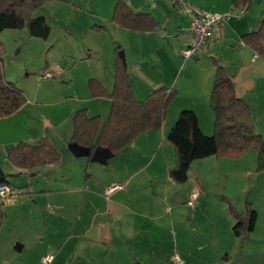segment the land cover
<instances>
[{
    "label": "crops",
    "instance_id": "0c3cea01",
    "mask_svg": "<svg viewBox=\"0 0 264 264\" xmlns=\"http://www.w3.org/2000/svg\"><path fill=\"white\" fill-rule=\"evenodd\" d=\"M188 1L195 8L230 13L221 31L224 40L210 42L202 53L208 51L213 55L216 47L226 46L222 42L230 43L233 54L251 57L249 64L242 58L230 57L232 68L237 70L232 73L215 55L214 64L201 65L199 54L184 59L182 51L189 39L186 32L189 15L176 7L173 0H125L132 13H147L157 21L159 28L154 30H131L115 22L119 0H92L91 4L78 5L91 20L87 30L93 32L91 36L96 43L84 48L89 55L85 69L77 61L73 65L64 62L68 68L55 65L62 74L68 69L67 79L73 88L65 95L58 92L57 98H70L77 104L60 110L58 117L54 116L56 120L45 117L42 123L45 132L27 134L4 144L9 151L19 141L35 144L41 137H47L59 150L61 159L35 170L12 165L11 171L16 174H10L9 186L13 192L3 201L0 196L5 223L12 226L17 222L16 229L20 230L23 219L28 216L34 240H31L32 253L27 256L0 252V264H42L46 253L54 256L49 264L136 261L175 264V256L182 264H264V191L258 201L249 196L246 167L250 163V150L237 158L212 155L196 159L191 164L188 180L177 183L170 171L177 165L178 154L167 138L183 109L196 111L204 133H214L215 115L210 107V95L216 75L215 62L234 76L237 93L246 101L237 80L238 73L244 72L242 76L247 79L240 82L251 88L260 78L257 73L264 70V63L241 37L258 29L264 0H250L247 8L245 4L237 5L235 0ZM93 25L99 29L93 30ZM98 46L107 53L104 63L91 59ZM118 47L125 51L127 70L138 100L147 99L159 87L177 89L178 94L169 104L161 128L140 134L108 163L102 164L86 156L76 157L70 151L74 132L70 121L82 108L90 116L102 117V110L91 107L97 100H103L104 108L111 109L110 97L92 95L89 80L94 78L109 92L113 90ZM83 100L88 105L81 106ZM25 106L6 119L20 116ZM17 174V179H11ZM14 180L17 181L14 183ZM114 185L117 187L108 191ZM194 191L197 194L191 205L188 201ZM248 203L257 211L255 227L247 236H237L233 228L237 219L231 206L242 213ZM23 239L24 244L17 242L21 250L15 249L16 245L15 250L21 252L28 246L30 238Z\"/></svg>",
    "mask_w": 264,
    "mask_h": 264
},
{
    "label": "trees",
    "instance_id": "16d2710c",
    "mask_svg": "<svg viewBox=\"0 0 264 264\" xmlns=\"http://www.w3.org/2000/svg\"><path fill=\"white\" fill-rule=\"evenodd\" d=\"M245 4L250 0H235ZM44 0H0V34L7 28L28 27L32 36L48 38L51 26L44 15L35 12ZM114 20L125 28L136 30L158 29L157 21L147 13H132L119 0ZM245 45L264 59V10L259 27L241 37ZM117 48L115 85L109 92L98 80H89V89L94 97L107 96L112 100L107 120L102 123L99 115L90 116L86 108L77 110L73 116L72 141L90 147H108L114 154L135 140L140 134L161 128L167 116L171 101L177 96V89L156 88L147 99L136 98L127 65H124ZM4 46L0 42V118L17 113L27 102V96L17 84L7 79L4 69ZM216 75L210 95V107L214 112V133L207 135L202 130L199 118L193 109H183L168 133V140L178 154L177 165L170 175L177 183H185L194 160L216 155L237 158L254 149L258 155L259 171L264 170V137L257 132L252 109L237 93L234 76L215 62ZM8 159L17 167L35 170L43 165L58 162L61 154L51 140L41 137L37 143L19 141L8 151ZM91 159V156H88ZM9 174L0 165V184H9ZM235 216L234 232L247 236L255 227L257 211L250 203L244 212L231 206ZM5 216L0 204V218ZM131 264H144L136 261Z\"/></svg>",
    "mask_w": 264,
    "mask_h": 264
},
{
    "label": "rangeland",
    "instance_id": "374dc122",
    "mask_svg": "<svg viewBox=\"0 0 264 264\" xmlns=\"http://www.w3.org/2000/svg\"><path fill=\"white\" fill-rule=\"evenodd\" d=\"M87 3L91 4L92 0H44L42 5L37 8L35 14L44 15L51 26V33L46 39L32 36L27 26L21 29L7 28L0 34V42L5 50L3 58L6 77L15 82L24 91L28 99L20 116L13 119L0 118V165L9 175L15 172L11 171L13 163L7 157L9 147L6 148L7 146H4V144L19 140V138L27 134L45 132L42 129L45 117L56 120L57 118H54V116L58 117L60 110L65 111L70 105L77 104L76 101L70 98H62L63 100L57 98L58 92L65 95L70 93L73 88L67 79V75H69L68 69H65L64 74H62L55 65L68 68L67 65H63L64 62L73 65L77 61L76 63L81 64L82 69H85L84 64L88 60L89 55L88 49L84 48L88 44L96 43L93 36H91L93 32L87 30V24L91 20L88 14L78 7V5L85 6ZM91 28L95 31L99 29L97 25H93ZM95 37L97 41H100L96 35ZM223 40L224 38L221 39V41ZM222 45L226 46L216 47L213 55H210L208 51L203 53L200 51L199 55L202 60V64H200L203 65V63L207 62L208 64H214L212 61L215 55L220 61L225 63L229 72L236 73L237 70L232 68L233 64H230V57H233L234 60L242 58L246 65L250 63L251 57L249 55H235L232 49L229 48L230 43L222 42ZM98 48L92 53L91 59L104 63L108 58L107 53L100 46ZM259 71L260 73H257L258 76L260 78L264 77V70L260 69ZM47 72L52 75L50 77L47 76ZM238 74L237 80L242 87L241 91L246 94V101H248L252 109L255 128L264 137V78H259L260 80L258 79L254 86L248 88L246 84H241L240 82V80H245L246 78L242 76L244 72H239ZM63 81L67 83H63ZM250 82L253 85V82ZM77 90L82 96H85L82 89L77 88ZM80 105L86 106L88 103L83 100ZM91 107L96 110H102V117L100 116V118L103 121L108 117L111 110L107 106L106 109L104 108L103 100L95 101L91 104ZM70 122H73V117ZM248 153L250 163L246 169L249 170L247 171L249 176L248 185L250 186L249 196L258 201L264 191V172L257 169L256 151L250 149ZM18 176L19 174L13 175L11 179H17ZM16 181L14 180V183ZM220 185L223 186V183ZM16 226L17 222L9 226L5 223V216L0 218V252L10 251L15 256L25 253L27 256L32 253L33 241L31 240H34L31 235L32 232L29 231L31 227L29 217L26 216L23 219V227L20 230H17ZM27 236L30 238L28 246L21 252L15 250L14 246L17 242L24 244L22 240Z\"/></svg>",
    "mask_w": 264,
    "mask_h": 264
},
{
    "label": "built area",
    "instance_id": "2783aa9c",
    "mask_svg": "<svg viewBox=\"0 0 264 264\" xmlns=\"http://www.w3.org/2000/svg\"><path fill=\"white\" fill-rule=\"evenodd\" d=\"M173 3L189 15V23L186 27L189 39L182 51L184 59L196 57L210 42L222 39V27L230 18L229 12H214L195 8L188 0H173ZM47 76H51V74L47 73ZM116 187V185L111 186L108 191H112ZM12 192L9 184H0V196L3 200ZM196 194L197 191H194L188 201L189 204H194ZM53 257V254L46 253L41 259L42 264H49ZM174 261L175 264H182V260L178 256L174 257Z\"/></svg>",
    "mask_w": 264,
    "mask_h": 264
},
{
    "label": "water",
    "instance_id": "95a60500",
    "mask_svg": "<svg viewBox=\"0 0 264 264\" xmlns=\"http://www.w3.org/2000/svg\"><path fill=\"white\" fill-rule=\"evenodd\" d=\"M119 56L121 57L123 64L127 65L124 50H121L119 52ZM69 149L76 157L91 156V161L99 162L102 164L108 163L109 159L114 156V152L108 147H97L92 152L90 147L83 146L76 141H71V143L69 144ZM15 249L20 251L21 247L16 244Z\"/></svg>",
    "mask_w": 264,
    "mask_h": 264
}]
</instances>
